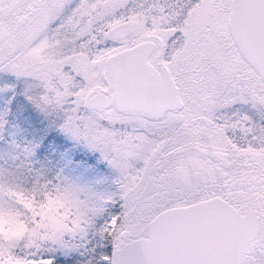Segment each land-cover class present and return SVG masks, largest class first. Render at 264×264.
<instances>
[{"label":"snow or ice","instance_id":"snow-or-ice-1","mask_svg":"<svg viewBox=\"0 0 264 264\" xmlns=\"http://www.w3.org/2000/svg\"><path fill=\"white\" fill-rule=\"evenodd\" d=\"M0 264H264V0H0Z\"/></svg>","mask_w":264,"mask_h":264}]
</instances>
